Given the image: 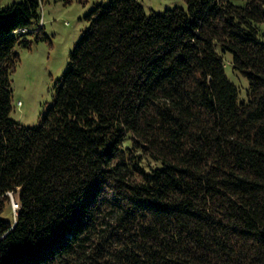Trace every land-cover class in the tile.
I'll use <instances>...</instances> for the list:
<instances>
[{"label": "trees", "instance_id": "16d2710c", "mask_svg": "<svg viewBox=\"0 0 264 264\" xmlns=\"http://www.w3.org/2000/svg\"><path fill=\"white\" fill-rule=\"evenodd\" d=\"M41 1L0 5V264H264V0L95 5L28 127L14 33Z\"/></svg>", "mask_w": 264, "mask_h": 264}, {"label": "rangeland", "instance_id": "374dc122", "mask_svg": "<svg viewBox=\"0 0 264 264\" xmlns=\"http://www.w3.org/2000/svg\"><path fill=\"white\" fill-rule=\"evenodd\" d=\"M24 0H0L1 7ZM110 0H43L39 8L42 25L32 23L28 32L14 33L25 39L28 45L15 47L18 61L11 75L12 106L11 118L24 126L37 127L52 102L58 80L68 66V53L79 40L88 25L86 16L97 4L106 5ZM146 15L162 13L174 7L184 9L183 0H136ZM244 5V0H231ZM41 28H40V27ZM39 27V28H38ZM217 49V48H216ZM224 63L227 78L237 88V100L247 99L248 81L232 67L230 52L217 49ZM13 207V206H12ZM14 211L5 210V217L12 218Z\"/></svg>", "mask_w": 264, "mask_h": 264}, {"label": "built area", "instance_id": "2783aa9c", "mask_svg": "<svg viewBox=\"0 0 264 264\" xmlns=\"http://www.w3.org/2000/svg\"><path fill=\"white\" fill-rule=\"evenodd\" d=\"M40 22V25H42V20L39 21ZM21 32H26L27 29L23 28V29H19ZM28 31V30H27ZM14 200H12V206H13V209H15L17 207V203L13 202Z\"/></svg>", "mask_w": 264, "mask_h": 264}]
</instances>
